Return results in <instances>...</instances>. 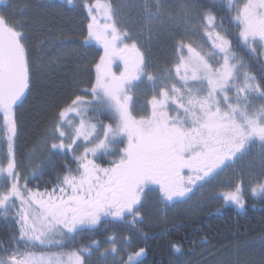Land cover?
Wrapping results in <instances>:
<instances>
[{
  "label": "snow or ice",
  "instance_id": "obj_1",
  "mask_svg": "<svg viewBox=\"0 0 264 264\" xmlns=\"http://www.w3.org/2000/svg\"><path fill=\"white\" fill-rule=\"evenodd\" d=\"M82 8L84 45L100 50L91 60L94 79L85 59L91 50L71 49L85 59L84 72L73 78L87 80L58 109L40 150L49 161H72L51 190L41 191L29 187L15 149L16 113L31 85L24 23L31 5L0 0V142L6 144L0 217L10 232L6 246L0 243V264H91L94 257L100 264H142L146 249H132L131 230L141 233L149 193L175 207L207 190L242 210L243 180L217 191L221 174L252 157L264 178V71L257 75L252 67L264 56V0H181L175 8L165 0H82ZM164 31L176 58L152 61L146 41ZM46 36L37 66L61 64L69 52L63 29L49 27ZM27 168L32 179L42 175L31 162ZM250 188L253 197H264V179ZM116 222L130 229L122 244L114 234L108 247L94 238L78 243ZM171 249L182 252L178 243Z\"/></svg>",
  "mask_w": 264,
  "mask_h": 264
},
{
  "label": "trees",
  "instance_id": "obj_2",
  "mask_svg": "<svg viewBox=\"0 0 264 264\" xmlns=\"http://www.w3.org/2000/svg\"><path fill=\"white\" fill-rule=\"evenodd\" d=\"M31 5V12L25 19L26 31L30 41V56L32 60V73L30 91L26 93V100L22 107L17 109V118L20 126L16 141V157L21 165V170L30 177L29 187L43 191L51 190L56 183V176L63 171L64 165L72 161L71 156L56 157L48 160L47 154L37 152V144L46 134V130L57 115L58 109L71 102L74 95L83 88L87 77L81 76L77 81L74 73L84 72L85 59L88 69H91L92 58L98 59L95 52L100 51L95 45H84L81 31L86 34V16L81 3L68 5L67 3L53 0H27ZM172 6L178 7L181 0H165ZM203 2V0H199ZM63 29L66 38V47L69 50L66 57H62L61 64H52L50 67L37 66L36 60L42 47L41 41H46L47 29ZM180 35V33H176ZM157 43H150L148 48L149 58L152 61L163 63L173 60V44L167 31L157 34ZM83 53L90 49L91 57L81 59L75 52ZM239 51V50H238ZM246 52V50H245ZM245 52H240L245 55ZM245 59L248 56L245 55ZM264 63V57H260ZM262 63H253L254 72L259 75L264 71ZM80 64V69L76 68ZM36 149L33 154V150ZM39 166L42 175L31 178V170L27 168L29 163ZM103 164L109 162L102 161ZM72 167L75 164L72 163ZM244 209L234 206L216 203L212 207L203 210L195 216L173 217L164 224H146L142 222L141 233L134 234L132 249L140 247L146 249L141 258L142 264H185L188 259L201 251L210 248L234 247L242 242H254L264 239V198H245ZM219 209V211H217ZM130 229L120 222L102 224L93 233L86 234L80 241L90 242L91 239L104 240L109 235L124 237ZM10 235L7 222L0 217V243L5 244ZM172 243H178L182 247L181 253H174ZM217 258V264H264V248L248 250L245 253H235L233 257L226 259ZM126 259V256H125ZM206 260V259H204Z\"/></svg>",
  "mask_w": 264,
  "mask_h": 264
},
{
  "label": "rangeland",
  "instance_id": "obj_3",
  "mask_svg": "<svg viewBox=\"0 0 264 264\" xmlns=\"http://www.w3.org/2000/svg\"><path fill=\"white\" fill-rule=\"evenodd\" d=\"M53 1L67 3L66 0H53ZM140 2H142V0H140ZM74 3L82 4V0H74ZM141 31L143 30L139 26L135 28V32L137 34H139ZM145 35H147L146 32H145ZM157 38H158L157 34L154 33L152 35L151 40L146 41V50H147L148 56H149L148 48L151 47L150 43L152 42H154V44L157 43ZM204 39L206 40V37ZM176 55L177 54L174 53L173 51V59L176 58ZM0 124H2V117H0ZM44 137L39 142V144H37L36 146L37 152H41L40 149L42 148ZM16 141H17V138H16ZM15 146H16V142H15ZM3 153H6V144L0 142V155H2ZM109 159L110 158H106L105 162H109ZM251 159L252 157H245L244 160L238 161L237 164L233 168L227 169L225 172H223L221 176L219 177L218 183L215 186L216 190L219 191L220 186L227 185L230 182L234 185L235 183L239 182L240 179H242L243 184H244L245 198L247 197L255 198L251 195L250 185H254L258 180H261L264 178L260 176V169L258 166L257 167L251 166V163H250ZM104 166H108V164H104ZM157 198H158V193H149L147 207L143 213L145 217L144 222L146 224H151V225L164 224L173 217L195 216L198 213L200 214L203 210L212 207L214 204L223 202L222 200L217 199L214 196H212L210 193L207 192V190L205 191L204 197H201L198 194L196 197L193 198L191 202L187 204L178 203L175 207H172L171 205H168V206L160 205L157 203ZM227 205H231V204H227ZM231 206H234V205H231ZM162 214H166V215H162ZM116 238H117L118 244L123 243V237L121 238L116 237ZM98 241H100L104 245V247H108V244L106 242L107 238L104 240H98ZM85 242H87V240L80 241V243H85ZM259 248H264V239L254 241V242L252 241L249 243H246V242L238 243V245H235L234 247H230V248L229 247L210 248L207 251L203 250L201 252L193 254L185 264H217L216 259L218 257L222 259V257L224 258L225 256H227L226 259H228L229 257H233V254L235 253L236 254L239 252L245 253V252H248V250L250 249L257 250ZM118 259L119 257H117V260ZM91 264H100V262L94 257Z\"/></svg>",
  "mask_w": 264,
  "mask_h": 264
},
{
  "label": "flooded vegetation",
  "instance_id": "obj_4",
  "mask_svg": "<svg viewBox=\"0 0 264 264\" xmlns=\"http://www.w3.org/2000/svg\"><path fill=\"white\" fill-rule=\"evenodd\" d=\"M256 198H261V197H256ZM262 198H264V197H262Z\"/></svg>",
  "mask_w": 264,
  "mask_h": 264
}]
</instances>
